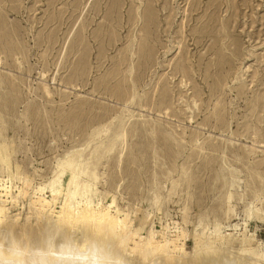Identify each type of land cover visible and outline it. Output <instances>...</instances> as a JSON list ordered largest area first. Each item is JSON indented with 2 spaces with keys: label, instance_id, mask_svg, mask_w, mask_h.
Here are the masks:
<instances>
[{
  "label": "rangeland",
  "instance_id": "rangeland-1",
  "mask_svg": "<svg viewBox=\"0 0 264 264\" xmlns=\"http://www.w3.org/2000/svg\"><path fill=\"white\" fill-rule=\"evenodd\" d=\"M196 1L0 0V180L19 228L36 226L34 190L63 199L78 175L83 200L142 236L184 230L192 252L189 234L217 227L264 244V0ZM204 15L228 34L208 82ZM214 113L224 128L202 125Z\"/></svg>",
  "mask_w": 264,
  "mask_h": 264
},
{
  "label": "bare ground",
  "instance_id": "bare-ground-1",
  "mask_svg": "<svg viewBox=\"0 0 264 264\" xmlns=\"http://www.w3.org/2000/svg\"><path fill=\"white\" fill-rule=\"evenodd\" d=\"M196 2L197 3L193 5V10L195 12L203 9V1L197 0ZM211 6L216 7L218 10L220 8V2H218L217 5L212 4L210 6H205L204 12H208L211 9ZM192 13L193 12H191V14ZM205 16L206 15L199 19L201 23H203V18ZM138 18H142L140 13H138ZM214 22V19L208 23L204 22L200 31L201 38L198 36L197 39L194 40L197 45H204V42L208 37L215 36L216 39L207 51L208 54L213 51L215 59H213L214 61L210 63L211 65L207 69L205 74L207 76L203 78V81L205 82H208L210 77L213 79V74L223 73L225 67L217 65L216 48L222 47L223 42L227 38L228 34L226 35V24L221 23L218 28V21L216 22L217 25ZM194 34H197V30ZM130 53L132 56L136 55V53L132 52V50H130ZM1 61L2 60L0 59V63ZM131 63L133 64V68L130 70V75L134 71L133 60ZM178 73L182 75V78L187 76L186 72L182 69ZM178 73L173 74L172 77H175ZM43 89L47 95H51L46 85ZM133 89H135V85H133ZM130 98V102L133 103L134 94L130 96ZM140 106H147V102L144 101V103L142 105L140 104ZM147 108L149 107L147 106ZM169 109V106H165L163 109L158 111H165L166 115V112H168ZM152 110H154L153 107ZM167 115H170L171 117L173 116L170 113ZM216 115L217 113L213 114V117H215L214 120L206 121L202 125L209 126L212 129L224 128L222 122ZM132 116L133 115L130 114V117ZM225 130L226 129H224V132ZM161 132L164 133V130ZM122 133L120 132V134ZM120 136L121 135H118V137ZM193 141H195V139ZM196 142L198 141L196 140ZM178 143H180V141ZM201 145L202 144L199 146L197 145L196 148H200ZM77 161L78 159L68 160L67 166L71 167ZM71 174L73 175L74 172H71ZM232 175L234 174L232 173ZM76 176H70L71 183H68L70 186L74 185L75 192L64 194L65 196L63 199L60 197L62 193L61 190L55 193L52 192V200L43 196L42 188L34 190L33 200L29 203L30 206L35 209H32L37 221L36 226L33 225V227L35 226L34 228L30 225H25L22 228H19L20 226L17 225L18 217H8L7 204L14 203L15 197L12 195L11 184L9 185L8 182L0 180V236L9 234L14 235L25 248L48 249L51 247L55 250H59L62 246L83 248L86 244L93 240L103 239L104 237H114L122 246L120 251L125 255L128 264H264V244L258 239H255L253 234L249 235L250 233L239 234L240 231L237 233H227L225 232L226 229L221 231L217 227L209 233L204 232V230L201 233H196V231L193 230V232L189 234L194 239L192 252H187L185 248L184 240L186 239L187 233L184 230H177L174 234L167 236L168 238L162 237V240L160 241L155 239V233L152 230L149 231L147 236H142L141 230L139 231L135 229L131 222H128L127 216L121 217L118 212H115L116 214L112 212L113 203L103 206L102 203L100 204L99 202L98 203L100 205H95L91 201L83 200L81 192L78 190L77 183L74 181ZM89 177H92L93 179L95 178V176ZM232 178L236 179L235 176H232ZM233 179L231 186L234 184ZM70 191L71 190H69V192ZM77 194L81 196V199L77 200L74 198V203H71V199ZM157 202L158 198L156 197V203ZM227 227L231 226L227 225ZM233 227L236 231L238 226L234 225ZM227 231L232 230L231 228H228Z\"/></svg>",
  "mask_w": 264,
  "mask_h": 264
},
{
  "label": "clouds",
  "instance_id": "clouds-1",
  "mask_svg": "<svg viewBox=\"0 0 264 264\" xmlns=\"http://www.w3.org/2000/svg\"><path fill=\"white\" fill-rule=\"evenodd\" d=\"M121 247L114 237H104L83 248H25L9 234L0 236V264H128Z\"/></svg>",
  "mask_w": 264,
  "mask_h": 264
}]
</instances>
